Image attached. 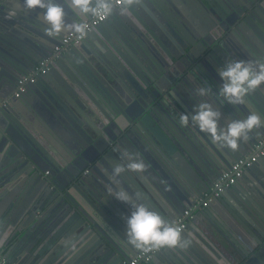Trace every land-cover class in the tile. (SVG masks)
I'll return each mask as SVG.
<instances>
[{"label": "water", "instance_id": "1", "mask_svg": "<svg viewBox=\"0 0 264 264\" xmlns=\"http://www.w3.org/2000/svg\"><path fill=\"white\" fill-rule=\"evenodd\" d=\"M12 7L18 15L7 19ZM81 17L79 10L66 9L67 22ZM47 27L43 10L28 9L23 0L0 5V237L6 239L11 223L16 232L36 216L48 223L58 245L78 251L70 264H126L139 251L125 235L134 208L108 193L107 186L118 189L104 169L111 172L123 150L135 153L146 168L142 175L122 173L121 185L130 195L139 190L142 202L173 223L250 152L264 137V123L233 150L212 144L191 119L181 126L179 115L191 118L207 101L221 113L220 127L250 112L264 122V84L243 104L218 95L226 62L254 61L250 54L264 61V0H133L113 6L20 97L3 103L19 77L69 33L49 36ZM93 36L97 42L87 45ZM196 46L203 49L197 56ZM201 87L210 91L200 95ZM30 88L37 95L33 101ZM88 167L90 174H82ZM239 178L238 185L197 203L184 229L187 238L182 234L181 245L157 252L167 264H264V156ZM153 259L142 264H155Z\"/></svg>", "mask_w": 264, "mask_h": 264}, {"label": "clouds", "instance_id": "2", "mask_svg": "<svg viewBox=\"0 0 264 264\" xmlns=\"http://www.w3.org/2000/svg\"><path fill=\"white\" fill-rule=\"evenodd\" d=\"M4 2L5 0H0V5H3ZM132 2L133 0H96L95 3L93 0H66L65 4H61L54 0H23V4L28 9L40 8L43 10L44 20L48 24L45 32L49 36H58L65 31L83 36L89 29V24L83 20V16L91 15L97 20H103L111 14L114 5L116 7L125 4L130 6ZM67 8L79 10V13L82 14L81 21L67 22L65 19ZM17 15V8L12 7L8 9L6 18L13 19ZM219 76L223 85L219 89L218 95L223 97V101L233 105L243 104L249 93L264 84V61L231 60L219 70ZM198 91L200 95H204L210 90L201 87ZM220 116L221 113L215 110L210 103L202 101L196 107L191 118L187 114H180L179 123L181 126L187 127L191 119V124L198 128L200 133L207 134L212 144L233 150L238 149L242 139L247 140L249 132L264 123L257 113L250 112L246 118L231 119L226 127H220ZM110 166L111 172L108 168L104 170L109 173V180L117 185L118 190L107 186L108 193L121 201L131 203L134 208L127 218L125 235L128 242L144 252L181 245V227L176 223H167L159 212L142 202L143 197L139 190L130 195L118 179L125 172L142 175L146 168L144 161L138 159L135 153L123 150L121 162Z\"/></svg>", "mask_w": 264, "mask_h": 264}, {"label": "crops", "instance_id": "3", "mask_svg": "<svg viewBox=\"0 0 264 264\" xmlns=\"http://www.w3.org/2000/svg\"><path fill=\"white\" fill-rule=\"evenodd\" d=\"M96 39L98 40L96 36H93L92 39H89V43H87V45L88 44L94 45L97 42ZM213 63L219 69L220 65L216 63L215 59H213ZM36 88L38 87L36 86ZM29 90L30 91L28 92L27 96L33 101L35 100V97H37L36 92L32 88H30ZM131 99H132L131 100L132 104H134L133 101L134 99L132 97ZM164 102L168 104V108H169L168 110L169 111L172 110V108L170 107L172 106L171 103L168 102L167 99L164 100ZM159 111L161 114L165 116L167 115V112L163 108H159ZM166 117L169 119L170 115H167ZM156 120L159 124H161V121L157 117ZM241 180L242 178L241 179L239 178V180L236 181L237 182L236 184L238 185V182H240ZM247 183L248 181L246 179L245 184ZM240 190L241 193H243L244 190L241 188ZM12 206L13 203L12 202L9 203V207L11 208ZM219 207L222 208V205H219ZM0 211H1L0 216L3 215L4 217L5 214H3V210ZM26 219H27V226L23 228H19L16 232H14L12 231L13 230L12 226L15 222L11 223L9 225L10 231L6 230L8 234H10L8 238H7L8 234L4 236L6 239L0 237V252L5 257V259L14 264H68V263L70 264V260L72 259L71 256L77 253L78 251L72 248H68L69 245L67 246L62 244L58 245V243H56L55 241L56 238H54L55 237L54 233L50 232V230H47L48 229L47 222L43 224V220L42 219L37 220L36 216L35 217L32 216V218H26ZM241 232L243 233L241 235L244 238L245 237L251 238V236L248 233L245 234L243 231ZM182 234H184V230H182ZM183 236L185 237V234ZM58 254L59 256L61 255L64 256V260L60 259L58 257ZM157 254L155 255V257H153L154 258L153 261L156 262L155 264H167L163 256L159 253ZM54 255H57V257H55ZM79 262L80 261L77 260L73 264H79ZM81 264H88V262H82Z\"/></svg>", "mask_w": 264, "mask_h": 264}, {"label": "built area", "instance_id": "4", "mask_svg": "<svg viewBox=\"0 0 264 264\" xmlns=\"http://www.w3.org/2000/svg\"><path fill=\"white\" fill-rule=\"evenodd\" d=\"M105 19L97 20L96 17L90 16V18L85 21L89 24V29L87 32L91 31L95 26L101 24ZM85 35L79 36L71 32L67 33L62 38L61 42L58 45L54 46L52 53L49 56L41 59L30 72L19 77L13 92L7 98L3 99V103H5L11 97H20L26 91L29 85L36 82L38 76L45 74L50 69L53 61L59 54L66 52L71 46L80 43ZM262 156H264V137L259 139L252 145L248 154L240 157L239 159L234 161L229 168L221 172V174L213 182L211 192L207 193L204 199L201 198L193 205L184 209L173 223H176L179 227H181L182 230H184L188 221L193 217V211L194 208H196L197 203L206 204L207 202L220 195L227 187H230L231 185L236 183L237 179L240 177L243 170L247 166L256 162ZM158 250H150L147 252L139 250L130 260L126 262V264L148 263L152 260ZM0 264L14 263L7 261L0 252Z\"/></svg>", "mask_w": 264, "mask_h": 264}, {"label": "flooded vegetation", "instance_id": "5", "mask_svg": "<svg viewBox=\"0 0 264 264\" xmlns=\"http://www.w3.org/2000/svg\"><path fill=\"white\" fill-rule=\"evenodd\" d=\"M237 7V6H236ZM239 9V8H238ZM225 10H226V8H225ZM226 11H228V10H226ZM259 11V10H258ZM225 16H227L228 15V13H223ZM238 14H240L239 13V11H237V15ZM244 16H245V13L242 15V17L244 18ZM228 23V22H227ZM226 23V24H227ZM229 32L231 33V34H235V37L239 34V32L235 29V27H231L230 29H229ZM227 43H229L228 41H227ZM194 49V53H195V55L197 56L199 53H202V51H203V49H202V47H199V46H196L195 48H193ZM251 55V57H253V60L254 61H257V56H255L254 54H250ZM258 62H260V61H258ZM164 82H166L165 80H164ZM90 174V168L88 167L87 169H85L83 172H82V174Z\"/></svg>", "mask_w": 264, "mask_h": 264}]
</instances>
